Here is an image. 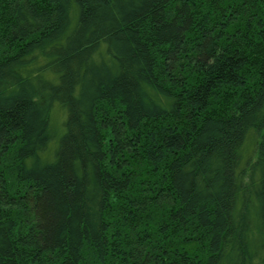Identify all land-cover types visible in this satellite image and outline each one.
Here are the masks:
<instances>
[{"label": "trees", "instance_id": "1", "mask_svg": "<svg viewBox=\"0 0 264 264\" xmlns=\"http://www.w3.org/2000/svg\"><path fill=\"white\" fill-rule=\"evenodd\" d=\"M0 264H264V0H0Z\"/></svg>", "mask_w": 264, "mask_h": 264}]
</instances>
